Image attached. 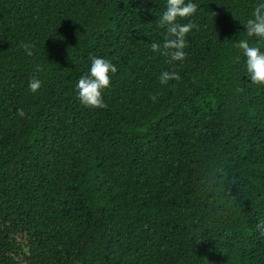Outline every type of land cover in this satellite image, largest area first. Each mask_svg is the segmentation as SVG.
<instances>
[{"label":"trees","instance_id":"1","mask_svg":"<svg viewBox=\"0 0 264 264\" xmlns=\"http://www.w3.org/2000/svg\"><path fill=\"white\" fill-rule=\"evenodd\" d=\"M190 2L169 64L166 0H0V264H264V85L236 47L264 51V0ZM90 57L106 108L78 99Z\"/></svg>","mask_w":264,"mask_h":264},{"label":"clouds","instance_id":"2","mask_svg":"<svg viewBox=\"0 0 264 264\" xmlns=\"http://www.w3.org/2000/svg\"><path fill=\"white\" fill-rule=\"evenodd\" d=\"M197 12V5L185 0H166V10L158 17L159 27H166V35L163 43H151V50L167 58L169 64L175 61H183L186 58L185 48L187 35L198 26L189 20L187 23H178V19H185L193 16ZM246 33L249 37L264 39V3L255 6L252 17L247 19ZM28 56L33 55L34 45L21 43ZM236 47L243 51L246 57V69L250 81L253 84L264 85V51L260 47L250 46L247 40H239ZM90 70L88 74L82 75L77 82L76 89L78 99L82 105L90 108H106L103 100L102 90L110 86V73L115 74L117 67L109 60L90 57ZM180 76L175 71H164L160 74L161 84H167L170 80H179ZM41 80L33 76L28 88L35 93L41 88ZM242 91V89H240ZM153 101L156 96L150 97ZM18 115H25L23 109H18ZM259 233L264 236V222L257 225ZM207 260V258H204Z\"/></svg>","mask_w":264,"mask_h":264}]
</instances>
